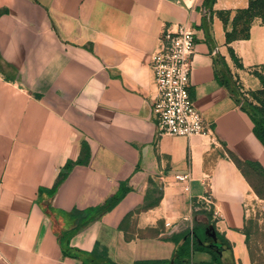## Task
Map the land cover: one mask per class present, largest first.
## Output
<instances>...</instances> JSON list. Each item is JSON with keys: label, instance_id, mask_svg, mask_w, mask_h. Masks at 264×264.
<instances>
[{"label": "crops", "instance_id": "1", "mask_svg": "<svg viewBox=\"0 0 264 264\" xmlns=\"http://www.w3.org/2000/svg\"><path fill=\"white\" fill-rule=\"evenodd\" d=\"M250 1L0 0V264H81L57 232L73 227L74 209L103 204L122 184L125 196L72 247L99 243L117 264H175L178 250L184 264H215L192 248L195 238L222 264H253L248 162L264 168V144L224 84L228 70L242 91L262 87L253 72L264 74V20L254 18L249 38L227 39ZM181 23L195 29L190 94L210 133L161 136L151 59ZM207 193L212 218L199 211Z\"/></svg>", "mask_w": 264, "mask_h": 264}, {"label": "built area", "instance_id": "2", "mask_svg": "<svg viewBox=\"0 0 264 264\" xmlns=\"http://www.w3.org/2000/svg\"><path fill=\"white\" fill-rule=\"evenodd\" d=\"M195 54V29L189 23L167 28L154 51L151 66L154 73L157 97L152 106L158 135H205L210 129L190 94L193 57ZM187 182L190 174L177 175ZM202 209L214 212V201L207 193L199 200Z\"/></svg>", "mask_w": 264, "mask_h": 264}, {"label": "trees", "instance_id": "3", "mask_svg": "<svg viewBox=\"0 0 264 264\" xmlns=\"http://www.w3.org/2000/svg\"><path fill=\"white\" fill-rule=\"evenodd\" d=\"M214 0H212L213 2ZM256 16H260L264 20V0H251L250 5L246 9L239 10L237 15L234 18V29L232 32H227V39L230 42L233 39L237 38H249L250 37V29L251 24ZM242 66V64H239ZM261 81L262 87L258 90L254 91H242L236 81L233 80L229 71L227 70V75H225L224 84L230 89L232 95L240 105L241 109L246 112L253 124V131L257 138L264 144V74L258 70H254L253 72ZM250 96L258 102L257 104L250 100ZM87 153V144L83 143L82 156ZM235 162L238 165H242L241 161H238L236 157ZM86 162L81 157L78 161H69L61 170L59 177L57 179L56 184L52 189L49 190L51 194H55L60 186L65 182L68 178L73 165L76 163ZM248 166L253 169L255 172L264 176V168L260 163L257 162H248ZM128 192V188L124 187L122 184L119 191L110 196L103 204L92 207L83 211L74 209L72 211L73 214L76 215L75 223L73 227L64 231H58V239L60 245L62 247L63 253L66 256H70L74 259H78L81 261V264H117L112 261L107 254V251L101 248L100 244L97 243L92 251H83L80 249H75L71 246L70 240L72 236L86 227L90 222L95 220L99 215L111 210L114 208L120 200L125 196ZM199 211H204L212 218L213 211H208L206 209H200ZM196 233V232H195ZM210 237H206V242H210ZM185 242L183 250L187 249ZM190 243V242H189ZM193 249L198 250H206L211 252L213 255V259L215 264H222L219 255L208 247L201 245L194 238L192 243ZM185 253L181 251L176 252V261L175 264H184L185 258L188 256H184ZM188 255V254H187ZM153 264H170V261L163 262H155Z\"/></svg>", "mask_w": 264, "mask_h": 264}, {"label": "rangeland", "instance_id": "4", "mask_svg": "<svg viewBox=\"0 0 264 264\" xmlns=\"http://www.w3.org/2000/svg\"><path fill=\"white\" fill-rule=\"evenodd\" d=\"M258 103L253 96L249 97ZM253 180L254 197L248 203V240L253 264H264V176L250 171Z\"/></svg>", "mask_w": 264, "mask_h": 264}, {"label": "water", "instance_id": "5", "mask_svg": "<svg viewBox=\"0 0 264 264\" xmlns=\"http://www.w3.org/2000/svg\"><path fill=\"white\" fill-rule=\"evenodd\" d=\"M213 237H214V240L217 241V235H216V232L215 231L213 232Z\"/></svg>", "mask_w": 264, "mask_h": 264}]
</instances>
